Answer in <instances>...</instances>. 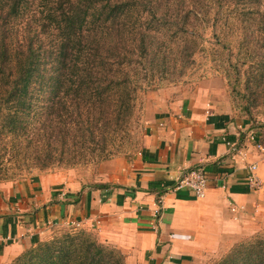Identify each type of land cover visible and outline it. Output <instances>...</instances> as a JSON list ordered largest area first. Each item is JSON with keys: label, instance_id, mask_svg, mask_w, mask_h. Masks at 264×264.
<instances>
[{"label": "trees", "instance_id": "1", "mask_svg": "<svg viewBox=\"0 0 264 264\" xmlns=\"http://www.w3.org/2000/svg\"><path fill=\"white\" fill-rule=\"evenodd\" d=\"M31 1L0 0V145L7 141L17 149L40 109L62 105L71 110L67 119L61 124L51 119L48 126L42 120L47 128L33 132L41 147L89 150L61 159L65 166L105 160L112 155L103 147L109 129L124 128L139 96L163 84L151 68L184 72L203 66L210 55L218 74L245 100L242 116L250 130H263L254 125L252 110L264 107V0H45L30 14ZM23 16L28 22H20ZM17 23L23 25L20 34L14 32ZM138 65L151 68L143 74ZM68 96L69 108L62 103ZM92 112L95 143L88 137ZM56 132L64 135L53 145ZM36 158L41 169L57 160L44 151ZM231 249L217 264H264V233ZM12 264L125 262L81 230L38 243Z\"/></svg>", "mask_w": 264, "mask_h": 264}, {"label": "crops", "instance_id": "2", "mask_svg": "<svg viewBox=\"0 0 264 264\" xmlns=\"http://www.w3.org/2000/svg\"><path fill=\"white\" fill-rule=\"evenodd\" d=\"M152 98L139 151L103 163L94 185L62 173L0 184V264H12L72 222L118 249L125 264H195L254 233L264 219L262 132L232 115L217 82ZM251 165L258 191L249 187ZM190 169L206 174L202 199L176 188ZM230 203L243 207L239 220Z\"/></svg>", "mask_w": 264, "mask_h": 264}, {"label": "rangeland", "instance_id": "3", "mask_svg": "<svg viewBox=\"0 0 264 264\" xmlns=\"http://www.w3.org/2000/svg\"><path fill=\"white\" fill-rule=\"evenodd\" d=\"M27 1H30L27 2V4H30L32 2L31 0H27ZM44 3L45 0H34L33 4L28 5L29 13L33 14L38 12V10L40 11ZM26 16H23L20 22L23 23L28 22ZM20 29L22 31L23 25L21 23H17L14 28V32L18 31L20 34L21 33ZM246 34L248 39L254 37L249 33ZM210 57L211 55L209 56V58ZM208 60L205 62L206 64L204 63L205 66L203 65L195 69L186 68V71L184 72H181L179 70L176 71L169 70L167 71V73L165 72L161 74L160 72L153 70V68H151L150 66L142 70L141 66L138 65L139 71H141L143 74H145L147 70L151 68L152 72H154L155 80H158L159 78L163 79V84L161 86H157L156 88L150 89L139 96L133 108V116L131 117L128 124L124 128L116 129V126L114 124L109 129V131L107 132V140L103 142V147H105V151L107 154L112 153V155L105 160H99L94 162L88 161L84 163V165L65 166L64 164L65 162H63L61 159H66L67 158L66 156L68 155H73V154L78 155L81 153H88L89 150L79 149L76 146H74L73 148L60 147L58 149L55 148L51 149L48 148L47 143L45 144L46 146L42 148L41 144L38 143V141L40 140L38 138L39 135L33 136V132L35 133L37 132L36 129L47 128L41 126V121L45 120L47 126L51 119H55L58 123L61 124L62 121H64L65 119H67V117H69L71 110H65L62 107V105L59 107L54 106L52 109L48 108L47 111L46 109H40V114L43 112V116L39 118L40 120L39 119L37 120L40 114L37 117L33 118V122L31 125L32 132L30 133V135L21 137L17 149L13 148V145L7 141L2 145H0V184L23 181L25 179L33 177L34 175H41L45 173H62L68 175L73 180L84 183L85 185H94V181L95 179L97 180V177L100 173V169L103 163L111 159H114L116 157H129L135 154L137 151H139L142 145V139L144 138L145 135V127L151 109V104H152L151 102L154 101L152 95L161 90H166L169 88H178L180 91L183 92L192 91L197 87H204V85H215L217 82V84L221 86L224 95L230 102V106L233 111L232 115H234V117L242 118L243 117L242 114L246 115L243 109L245 100L241 98L239 95H236V93L232 92L230 85H228L227 81L224 78V75L218 74V72L215 70V67L218 68L219 64H217L216 66V62L208 61ZM200 63L203 64L202 59L199 60V62H197V64ZM70 99L71 96H68L65 98L64 101H62V103L66 104L67 108L71 107ZM48 105L49 107L52 106L51 104ZM252 114L254 116L255 126L264 125V107L253 109ZM95 118L96 115L94 114V112L90 113L89 120L90 123L92 124L90 129L93 131H90L89 134H88L89 131L87 132L88 137L90 136L91 138L94 137V143L98 139V132L95 130L93 126V120H95ZM259 128L263 129L261 131L263 134L262 140H260L259 138L258 143L261 146L259 148L260 149L259 152L261 156H263V160H264V126L263 127L261 126ZM40 134L41 137H45L43 133ZM52 134L54 135L51 128H49V136ZM55 134L57 135V138L52 140L53 145L57 142V139H61L64 135V133L62 132L60 133L56 132ZM76 135L80 136L81 133L78 132ZM92 147H94L93 143H92ZM42 151H44V154L47 156L51 154L52 156L57 157V160L56 162H54V164H52V167H48L45 169H41L39 167L41 160L37 159L36 157ZM257 222H258L257 228L255 229L254 233L249 236H244V238L254 236L259 233H264V219L263 220L259 219ZM79 231L81 230H73L67 227L58 229V231H55L54 235L52 236V239L41 243L53 242L54 240L61 238L66 233H77ZM90 235L93 238H95L94 235H92L91 233ZM226 244H227L226 249H228L230 247V243H228L227 241ZM103 246L115 249L117 252H119L122 255L124 259L123 254L114 246L107 244H103ZM231 248L227 251L228 253L232 250ZM227 252L219 253V254L213 253V254L201 255L198 258L199 260L196 261L195 264H217L221 259H223L228 254Z\"/></svg>", "mask_w": 264, "mask_h": 264}, {"label": "built area", "instance_id": "4", "mask_svg": "<svg viewBox=\"0 0 264 264\" xmlns=\"http://www.w3.org/2000/svg\"><path fill=\"white\" fill-rule=\"evenodd\" d=\"M250 139L253 140L254 137L251 135ZM251 175L249 177L250 188L257 191L262 188V184L259 179L255 176L256 166L251 165L250 167ZM207 186V177L205 172L202 169H190L184 171L179 178L177 179L176 188H187L189 189L196 198L202 199L206 194ZM230 212L234 214V220H237V211H243V207H236L230 203L229 205ZM69 228L77 230L79 224L76 222L69 223Z\"/></svg>", "mask_w": 264, "mask_h": 264}]
</instances>
